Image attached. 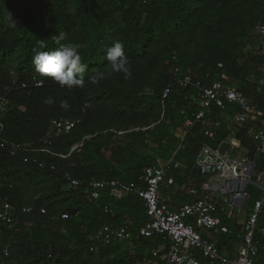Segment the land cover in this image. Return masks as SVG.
I'll list each match as a JSON object with an SVG mask.
<instances>
[{
  "label": "trees",
  "instance_id": "1",
  "mask_svg": "<svg viewBox=\"0 0 264 264\" xmlns=\"http://www.w3.org/2000/svg\"><path fill=\"white\" fill-rule=\"evenodd\" d=\"M258 22L264 23V0H0V98L9 101L1 119L0 208L7 196L10 214L17 218L12 226L0 220V264H134L153 259L149 251L138 249L158 247L160 235L111 243L97 235L103 225L118 226L124 220L135 231L146 218L140 198H116L107 188L89 202L81 187L67 185L64 173L82 183L116 177L130 183L144 167L169 159L173 152L175 161L193 167L202 144L216 146L225 139L224 116L232 111L228 107L214 109L221 126L213 138L204 135L199 124L190 129L183 125L184 117L199 106L193 88L175 84V68L207 82L221 79L224 85H235L253 111L262 112L256 123L264 129V68L243 65L247 52L241 49L254 42L261 46L252 33ZM61 31L66 34L62 43L82 45L81 62L87 66L83 87L68 89L35 71L37 40L51 50L57 47L52 36ZM117 41L129 58L130 73L108 75L106 49ZM97 72L104 77L93 85L88 79ZM34 79L42 84L36 86ZM168 84L171 92L162 99ZM47 96L53 97L52 105L43 103ZM61 100L70 108H60ZM62 117L79 122L51 140L48 147L56 155L30 154L45 167L24 162L22 155L11 156L1 139L40 147L50 119ZM129 126L149 127L127 131ZM109 127L113 130L103 132ZM237 129L258 171L264 152L257 150L259 142L246 129ZM248 190L250 205L259 194L253 186ZM104 205L111 212L105 213ZM28 206L30 212L22 211ZM225 223L236 228L235 221ZM259 223L264 225V206ZM256 239L255 264H264V233L257 232ZM230 241L234 233L217 234L214 243L227 252ZM129 242L136 245L133 253L123 247Z\"/></svg>",
  "mask_w": 264,
  "mask_h": 264
},
{
  "label": "built area",
  "instance_id": "2",
  "mask_svg": "<svg viewBox=\"0 0 264 264\" xmlns=\"http://www.w3.org/2000/svg\"><path fill=\"white\" fill-rule=\"evenodd\" d=\"M261 44L264 45V23H256L253 32ZM221 66V63L218 64ZM178 73L175 84L180 87H191L194 90V99L199 108L191 116H185L183 125L190 129L199 124L201 131L208 138H213L215 131L220 128L221 121L213 117L214 109L225 111L227 107L232 111L224 116L227 124V136L217 146L202 144L195 154L193 167H188L174 160V154L167 160H160L156 165L144 167L142 173L133 182L126 183L120 178L90 179L82 183L70 173L64 176L69 187H81L86 199L94 202L100 198L104 189H110V194L121 198L127 194H134L140 198L145 206L146 218L135 230H131L130 222L124 220L118 226L103 225L97 235L104 243L127 239L138 240L160 235L161 245L158 248H149V254L156 264H255L258 254L257 232L264 233V225L259 223L261 209L264 206V165L257 171L253 160L243 150L237 136L239 127L259 142L257 150L264 152V129L258 128L256 120L261 111H253L247 97L235 86L224 85L221 79H211L208 82L203 78H194L187 73ZM39 86L42 82L34 79ZM168 84L162 91V99L171 92ZM9 101L0 98V136L4 129L2 118L7 112ZM79 119L51 118L50 127L40 147L31 142L11 141L1 138L8 146L11 156L22 155L23 161H32L39 167H45L30 154L43 152L56 155L48 147L53 138L68 133ZM180 134L179 136H182ZM227 142L224 153L219 151V145ZM183 147L181 144L178 147ZM64 156V155H60ZM180 166L185 178L176 182L171 170ZM53 169L54 165H50ZM194 172L199 174L200 181H196ZM253 186L258 191V197L250 205L248 200L251 194L248 190ZM2 179L0 177V190ZM164 188L178 191L187 197L186 201L172 206V195ZM0 208V220L11 226L17 218L10 214L12 205L8 197L3 196ZM246 206V207H245ZM32 207H23L22 211L30 212ZM105 213L111 212L103 206ZM45 213V208H40ZM66 216V215H64ZM225 220L235 221L233 230ZM234 241L229 245L226 254L219 250L214 241L217 234H233ZM8 255V247L3 249Z\"/></svg>",
  "mask_w": 264,
  "mask_h": 264
},
{
  "label": "clouds",
  "instance_id": "3",
  "mask_svg": "<svg viewBox=\"0 0 264 264\" xmlns=\"http://www.w3.org/2000/svg\"><path fill=\"white\" fill-rule=\"evenodd\" d=\"M66 39V34L61 31L59 34L53 35L52 40L57 47L51 50H45L47 45L44 40L38 39L36 46L33 48L35 53L32 56V62L35 71L42 76L49 77L62 87L71 89L73 87H83L85 83V73L87 66L81 62L79 43H62ZM107 63L110 65L112 73H130V61L123 50V44L119 41L106 49ZM104 73L97 72L89 77V82L93 85L98 84L103 79ZM45 105H52L54 99L52 96L44 98ZM59 107L67 110L70 104L67 100H61Z\"/></svg>",
  "mask_w": 264,
  "mask_h": 264
},
{
  "label": "rangeland",
  "instance_id": "4",
  "mask_svg": "<svg viewBox=\"0 0 264 264\" xmlns=\"http://www.w3.org/2000/svg\"><path fill=\"white\" fill-rule=\"evenodd\" d=\"M261 46H259L258 44L254 43H249V45H243L241 46V49L243 51L247 52V57L243 58L244 59V63L243 65H247L249 67H254V68H260L263 67L264 68V59H262V57L264 56V45H262L260 43ZM13 105L11 104L10 107H12ZM162 115V113H161ZM153 124L151 123L149 126H152ZM149 126H145V127H135V126H129L127 131H131V130H138L140 128H148ZM109 130H113V128L109 127L105 131H109ZM118 133H122L121 131H117ZM76 146L81 145V141H79L78 143L75 144ZM74 146V147H76ZM73 147V148H74ZM247 206V203H245ZM245 206V207H246ZM233 241H230V244H232ZM125 246L127 247L128 250L131 251V253H133V250L135 248V244L133 242H129L126 244H123V247L125 248ZM146 247H141L138 249L139 252H145Z\"/></svg>",
  "mask_w": 264,
  "mask_h": 264
},
{
  "label": "crops",
  "instance_id": "5",
  "mask_svg": "<svg viewBox=\"0 0 264 264\" xmlns=\"http://www.w3.org/2000/svg\"><path fill=\"white\" fill-rule=\"evenodd\" d=\"M263 82H264V79H263ZM226 118H224V120H225ZM226 138V137H225ZM223 140V139H222ZM220 142V141H219ZM218 142V143H219ZM221 144V143H220ZM228 144V143H227ZM217 146V145H216ZM220 146V145H219ZM243 148V150L245 151V153L247 154V151H246V149L244 148V147H242ZM172 156V155H171ZM167 160V159H166ZM158 161H159V159H157V163H158ZM184 169H182L180 166H177V167H175V168H173L172 170H171V172L175 175V177L178 179V180H183V178H185V175L183 174L184 173V171H183ZM183 171V173L181 174V176H179V173L180 172H182ZM197 172H194V176H195V174H196ZM140 175V174H139ZM138 175V176H139ZM195 178H196V181L198 182V181H200V179H199V174H198V176H195ZM137 179V178H136ZM135 179V180H136ZM135 180H133V181H135ZM133 181H130V182H133ZM129 183V182H128ZM164 189H167V188H164ZM171 195H172V206H175V205H178L179 203H181V202H183V201H186L187 200V197H185V196H183L182 194H180L178 191L176 192V191H174V190H172V189H168L167 190ZM111 195V194H110ZM113 196V195H112ZM125 196V195H124ZM115 197V196H114ZM123 197V196H122ZM121 197V198H122ZM248 205V204H247ZM161 245V244H160ZM159 245V246H160ZM158 246V247H159ZM158 247H154V246H151V247H147L146 248V252L149 250V248H158ZM222 252H224V251H222ZM224 253H226V254H230V250H227V252L225 251ZM134 264H156L153 260H144V261H142V262H136V263H134Z\"/></svg>",
  "mask_w": 264,
  "mask_h": 264
},
{
  "label": "water",
  "instance_id": "6",
  "mask_svg": "<svg viewBox=\"0 0 264 264\" xmlns=\"http://www.w3.org/2000/svg\"><path fill=\"white\" fill-rule=\"evenodd\" d=\"M227 146H228L227 142H222V143L220 144V146H219V151H220L221 153H224L225 150H226V148H227Z\"/></svg>",
  "mask_w": 264,
  "mask_h": 264
}]
</instances>
